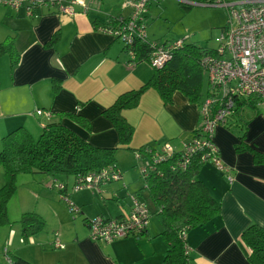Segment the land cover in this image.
<instances>
[{
  "label": "crops",
  "instance_id": "obj_1",
  "mask_svg": "<svg viewBox=\"0 0 264 264\" xmlns=\"http://www.w3.org/2000/svg\"><path fill=\"white\" fill-rule=\"evenodd\" d=\"M226 1L234 4L232 2L255 0ZM5 2L0 0V5L4 6H0V42L7 37L13 38L20 62L11 69L9 56L0 57V139L17 129H25L29 134L33 131L39 137L45 121L48 124L54 122L52 119L57 115L56 121L60 120L89 143L98 147L115 146V132L102 112L121 94L138 90L146 84L153 75V69L142 63L133 65L118 38L98 29L94 23L105 22L112 14L127 16L130 9H122L121 0H83L87 11L78 5L68 4L73 15L49 9L54 13L41 15L40 10L29 16L24 6L14 10ZM112 3L120 5L113 8ZM57 31L60 36L56 43L48 46ZM247 108H251L250 105L239 106L237 116L231 118L234 122L227 119L225 124L222 122L213 129L212 144L220 163L229 169L233 182L229 183L213 164L201 167L197 179L220 203L221 215L186 234L189 264H249L241 246V233L251 224L264 227V166L255 164L251 153H237L234 149L239 138L245 135L248 144L255 145L264 153V117L256 109L250 111L252 116L248 117ZM37 110L43 113L37 115ZM66 111L81 115L91 125L90 130L61 118L59 113ZM122 114L135 130L133 147L167 143L173 152L181 151L191 142L201 121L200 108L186 97L174 93L171 103L165 105L153 89L145 91L137 106L124 110ZM245 122H248L246 129ZM30 176L24 180L29 182L27 186H32L28 191L35 195L36 190L40 193L41 187L46 188L51 181L46 174ZM119 180H123L122 174ZM106 185L99 188V193ZM128 201V209L119 206V214L115 216L98 215L104 218L120 216L130 210V199ZM82 214L81 210L79 215ZM85 218L89 217L84 216L82 222ZM149 225L142 237H131L134 244L125 242L127 245L120 247L93 241L89 230L65 237L56 231L51 240L42 236H35L33 240L42 245L44 242L54 245L56 258L48 262L47 257L41 256L43 264H162L166 246L158 236L161 225L151 224L150 229ZM56 242L59 247H55ZM12 251L19 256L29 255L19 247ZM25 259L28 260L27 257Z\"/></svg>",
  "mask_w": 264,
  "mask_h": 264
},
{
  "label": "trees",
  "instance_id": "obj_2",
  "mask_svg": "<svg viewBox=\"0 0 264 264\" xmlns=\"http://www.w3.org/2000/svg\"><path fill=\"white\" fill-rule=\"evenodd\" d=\"M44 1L50 3L45 8H42L41 5L36 7L34 14L40 10H42L41 15L54 13L49 9H56V13H58V0ZM204 2L207 1L201 0V3ZM129 18L130 14L127 16H113L112 14L108 15L105 22L94 23V26L100 30L116 34L117 31H121ZM142 21L145 26L147 22H144L143 19ZM59 36L57 31L47 45L53 46ZM174 42L172 41L168 45ZM160 44L165 45L167 43L149 42L146 38L137 35L133 36L131 45L122 43L124 51L134 54V58H130L133 65L148 63L154 46ZM3 55L9 56L11 69L18 66L20 55L14 49L13 38L7 37L0 42V57ZM207 56H218L216 48L198 47L194 43L182 41L179 47L172 49L166 64L161 69L153 70V75L146 84L138 90L121 94L112 105L103 110L104 118L118 135L119 145L117 147L95 146L61 123L60 120L42 126V131L37 139H33L25 129H17L2 137L0 139V168L3 169L4 184L0 188V226L9 224L7 209L17 191L16 180L18 176L22 174H46L51 177V189L56 187L59 197L67 196L69 198L67 182H63L61 179L72 177L74 187L77 179L100 172L105 168L111 167L113 171L118 172L115 160L116 152L125 150L135 154L143 161L144 167L140 173V178L143 183L142 190L146 191L147 197L142 198L140 196L142 191L140 190L132 196L139 195L149 208L147 221L152 216H156L160 220L161 230L158 236L163 239L166 246V254L162 264H189L190 257L185 239L186 234L197 227L205 226L221 215L220 203L211 196L205 184L197 179L199 171L204 165L203 161L200 162V158L206 155V152L202 148H196L192 152L183 149L173 155H167L161 153L164 143L160 145V150L154 148L153 144L135 148L131 144L134 138V128L127 122L122 113L124 110L136 107L142 94L148 89L155 90L165 105L171 103L174 93L181 92L190 103L196 104L201 111L207 99H215V93L208 86V79L202 66V60ZM204 78L207 79L206 87H203ZM243 104L250 105L252 110L259 108L253 99L241 98L236 100L232 113L226 116V120L237 116V108ZM217 109L218 105L215 104L210 107V112ZM59 114L61 118H67L87 131L91 128L87 120L78 113L66 111ZM218 124H222V122ZM244 125V129H246L248 122H245ZM193 133V140L200 139L205 135V139L208 138L200 125ZM156 144L158 143L156 142ZM186 146L191 147L190 143ZM234 149L237 153H251L254 163L264 166V153L259 151L255 145L248 144L245 141V135L239 138ZM159 154L162 155V159L156 162ZM185 160H187L186 164L181 167ZM59 185H62L63 188L59 189ZM83 190L95 191L93 189L80 191ZM60 200L63 202L62 199ZM65 205L68 207L66 203ZM68 211L74 218L81 214V209L78 207L75 211L71 209ZM91 219L85 218L84 224L88 226L87 224ZM18 224L23 244L30 245L34 237L42 232L44 220L35 212H24L19 218ZM146 233L147 225L138 238ZM240 240L249 264H264V227L257 224L249 225L241 233ZM57 245L56 242L55 247H59ZM7 255L8 264H36L13 251Z\"/></svg>",
  "mask_w": 264,
  "mask_h": 264
},
{
  "label": "built area",
  "instance_id": "obj_3",
  "mask_svg": "<svg viewBox=\"0 0 264 264\" xmlns=\"http://www.w3.org/2000/svg\"><path fill=\"white\" fill-rule=\"evenodd\" d=\"M206 1L204 2L206 5L226 8L229 13V22L221 30L218 38L216 48L218 56H207L202 60L208 86L215 93V99H207L200 111V126L208 138L203 141L196 138L194 140H197V146L191 143V147L186 146L185 149L192 152L196 148H202L206 152V157L214 151L211 156L216 159V165L212 164L226 176L229 183H232L233 178L228 174L229 169L220 163L217 150L212 144V132L218 123L224 122L226 116L231 115L236 100L251 98L259 108L264 110V0L234 4L227 3L225 0ZM146 2L147 0H122L121 7L130 9L128 22L121 31L114 34L122 43L131 45L134 35L145 38L142 19L144 20L146 14ZM48 3L50 2L44 0H6L4 4L14 10L24 6L27 14L32 16L36 7L41 5L42 8H45ZM68 3L78 5L87 11L83 0H58V13L73 15V9L71 6H67ZM51 5L54 4L51 3ZM181 42L182 40H177L171 45L167 43L154 46L148 61L151 68L153 70L161 69L169 60L172 49L179 47ZM128 53L131 58H134L132 52ZM226 55H228V59ZM215 104L218 105V109L210 112V107ZM36 113L40 115L41 111H36ZM48 117L51 118V115ZM161 153L173 155L176 152H173L168 144H165ZM161 159L162 155L159 154L155 161ZM186 162L187 160L183 161L181 167H184ZM142 171L143 168L140 173ZM120 177L121 173L108 167L100 172L77 179L73 191L93 189L100 192L99 188L102 184L118 181ZM58 188L62 189L63 187L59 185ZM60 199L67 204L69 209L76 210V206L67 196H62ZM129 199L131 202L129 212H123L119 218L97 216L88 222L89 234L93 241L110 244L128 237L138 239L139 234L148 225L149 208L139 196H130Z\"/></svg>",
  "mask_w": 264,
  "mask_h": 264
},
{
  "label": "rangeland",
  "instance_id": "obj_4",
  "mask_svg": "<svg viewBox=\"0 0 264 264\" xmlns=\"http://www.w3.org/2000/svg\"><path fill=\"white\" fill-rule=\"evenodd\" d=\"M110 1L116 2V0ZM197 1L199 0H147L145 6L146 18H144V22H147L144 26L145 38L149 42H158L162 44L182 40L185 41V43H194L198 47L211 49L217 48L221 28L225 27L229 22L228 10L226 8H208L200 6L190 7V5H201L200 1L199 3H193ZM236 2L240 3L238 1ZM112 4H114L113 8L120 5L119 3ZM0 6L4 7L2 5ZM188 6L189 8H186ZM6 21L7 19H5L4 22ZM0 22L2 23V21ZM226 57L228 59V55H226ZM142 64L146 65L148 68L150 67L149 69L152 70L149 63L143 62ZM203 87H206L205 78ZM178 93L184 96L183 93ZM247 109L249 110H247V116L251 117L252 112L250 111L253 110L251 108ZM256 110H259V114L264 117V110L262 108H257ZM37 111H41V114L43 113L42 110ZM235 117L236 116H234V118ZM37 118L39 119L40 117ZM57 119L58 116L55 115L52 121H56ZM228 120V122L235 121L234 119ZM45 123L48 124L47 121H45ZM113 131L115 132L117 142L113 147H117L119 145V139L114 128ZM30 135L34 139L38 137V133H34L33 131ZM205 138L206 135L200 137L198 140L203 141ZM191 141L195 146H197V140L191 139ZM160 145L161 143H153L154 148L157 150H160ZM185 147L183 149H185ZM213 153L214 151L211 154L209 153L207 157L206 155L202 156L200 158V162L203 161L204 165H211L212 163L215 164L216 159L211 156ZM115 160L118 172L122 174L123 180L108 183L106 187L102 188V193L92 190H83L74 193L72 192L73 178L69 177L68 179H61L63 182H67V193L68 195L70 194V201L75 203V206L78 208L81 206L83 214L75 218L69 213L68 207H65V205L61 203L60 197L56 192V187L51 189V183H48L49 185H47L46 188H42L39 185L45 192L40 190L39 193L38 190H36L37 196L33 191H28V189L32 186H27L29 185V182L24 180L31 176L29 174L20 175L16 180L17 191L14 194V198L12 197L13 199L9 203L7 209L9 224L0 226L1 264H8L7 253L11 254L15 247L25 249V252L29 253V255H26L27 259L31 262H37L38 264H43L41 262V256L47 257L48 262H53V259L56 258V255L53 254V250H55V248L51 243L44 242L42 245L39 241L33 240L30 245L23 244L18 221L21 217L20 215L24 212L32 211L42 217L44 220V227L42 232L36 236H42L43 238L46 237L51 240V237H53V234L56 231L62 233L64 237L73 234L74 232H88V227H86L82 222V218L84 216L94 218L101 213L104 216H115L119 214V206L124 207V209H128L129 197L134 195V193L138 190L142 191L140 196L146 198L147 193L145 190H142L143 183L140 178L143 161L140 158H137L135 154L125 150H118L116 152ZM40 176L41 175H37V177ZM3 184L4 173L3 169L0 168V188ZM40 184L42 185V181H40ZM104 189L105 191L108 189V191L105 192ZM148 223H150V229L151 224L159 225L160 220L156 216H152ZM132 241L134 242V240L130 237L107 245L120 247L127 245L125 242ZM21 256L26 258L23 255Z\"/></svg>",
  "mask_w": 264,
  "mask_h": 264
},
{
  "label": "water",
  "instance_id": "obj_5",
  "mask_svg": "<svg viewBox=\"0 0 264 264\" xmlns=\"http://www.w3.org/2000/svg\"><path fill=\"white\" fill-rule=\"evenodd\" d=\"M193 6H195V5H193ZM199 6H202V5H199ZM205 7H209V8H214L213 6H211V5H204ZM218 8V7H217Z\"/></svg>",
  "mask_w": 264,
  "mask_h": 264
},
{
  "label": "clouds",
  "instance_id": "obj_6",
  "mask_svg": "<svg viewBox=\"0 0 264 264\" xmlns=\"http://www.w3.org/2000/svg\"><path fill=\"white\" fill-rule=\"evenodd\" d=\"M202 5H206V4H204V3H201ZM190 6H193V5H190ZM214 8H216V7H214ZM35 15V14H34Z\"/></svg>",
  "mask_w": 264,
  "mask_h": 264
}]
</instances>
